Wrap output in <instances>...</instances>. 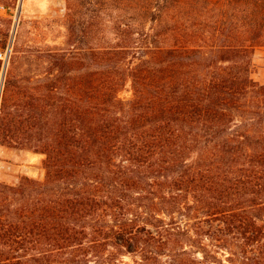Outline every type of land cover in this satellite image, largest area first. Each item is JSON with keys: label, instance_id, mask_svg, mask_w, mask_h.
I'll return each instance as SVG.
<instances>
[{"label": "trees", "instance_id": "1", "mask_svg": "<svg viewBox=\"0 0 264 264\" xmlns=\"http://www.w3.org/2000/svg\"><path fill=\"white\" fill-rule=\"evenodd\" d=\"M173 1L197 3V40L180 23L183 40L161 44ZM120 10L116 43L90 47L84 74H68L77 54L45 52L14 114L3 83L0 141L44 153L45 175L4 186L0 264L181 262L217 232L242 241L230 261L264 264V83L251 76L264 0Z\"/></svg>", "mask_w": 264, "mask_h": 264}, {"label": "rangeland", "instance_id": "2", "mask_svg": "<svg viewBox=\"0 0 264 264\" xmlns=\"http://www.w3.org/2000/svg\"><path fill=\"white\" fill-rule=\"evenodd\" d=\"M188 6L180 8L171 2L160 27L168 29L161 44L168 46L183 40L180 23L193 24L195 33L191 39L197 40V3L194 8H186ZM121 12L120 0H0V103L5 92L3 83L8 80L6 110L11 114L16 112L21 90H25V85L31 89L35 80L50 69L45 58L47 51L77 54L76 62L69 65L68 74H84L86 53L100 49L106 42L116 43L117 28L123 20ZM124 19L130 21L131 18L124 16ZM251 76L258 83H264V46L254 49ZM119 96L130 98L128 85ZM21 136L20 133L18 137ZM26 142L0 141V204L5 185L16 184L22 176L44 178L42 160L45 155L29 148L30 143ZM222 233L217 232L220 236L217 238H228V241L209 240L203 236L204 245L190 248L187 258L181 262L167 258L166 264H239L238 260L230 261L228 256L233 250H239L237 245L242 241L235 240L232 233ZM123 259L132 264L129 255Z\"/></svg>", "mask_w": 264, "mask_h": 264}, {"label": "built area", "instance_id": "3", "mask_svg": "<svg viewBox=\"0 0 264 264\" xmlns=\"http://www.w3.org/2000/svg\"><path fill=\"white\" fill-rule=\"evenodd\" d=\"M2 56V53H0V57Z\"/></svg>", "mask_w": 264, "mask_h": 264}, {"label": "water", "instance_id": "4", "mask_svg": "<svg viewBox=\"0 0 264 264\" xmlns=\"http://www.w3.org/2000/svg\"><path fill=\"white\" fill-rule=\"evenodd\" d=\"M6 64V60H5V62H4V65Z\"/></svg>", "mask_w": 264, "mask_h": 264}]
</instances>
